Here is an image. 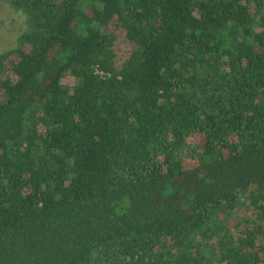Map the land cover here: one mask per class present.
Wrapping results in <instances>:
<instances>
[{"label":"trees","instance_id":"1","mask_svg":"<svg viewBox=\"0 0 264 264\" xmlns=\"http://www.w3.org/2000/svg\"><path fill=\"white\" fill-rule=\"evenodd\" d=\"M9 5L0 264H264V0Z\"/></svg>","mask_w":264,"mask_h":264},{"label":"rangeland","instance_id":"2","mask_svg":"<svg viewBox=\"0 0 264 264\" xmlns=\"http://www.w3.org/2000/svg\"><path fill=\"white\" fill-rule=\"evenodd\" d=\"M22 28V18L10 7L9 0H0V52L14 46L16 37ZM122 38L120 35V39L116 44L118 62H122L129 49L128 44L122 41ZM67 83H70V81H67Z\"/></svg>","mask_w":264,"mask_h":264}]
</instances>
